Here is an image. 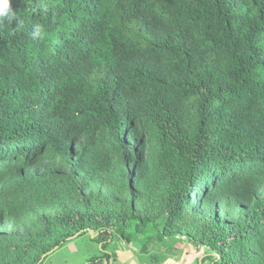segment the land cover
Here are the masks:
<instances>
[{
  "label": "trees",
  "instance_id": "16d2710c",
  "mask_svg": "<svg viewBox=\"0 0 264 264\" xmlns=\"http://www.w3.org/2000/svg\"><path fill=\"white\" fill-rule=\"evenodd\" d=\"M10 7L0 264H44L88 232L102 251L72 264H112L116 227L127 242L153 230L149 262L182 237L196 264H264V0Z\"/></svg>",
  "mask_w": 264,
  "mask_h": 264
},
{
  "label": "rangeland",
  "instance_id": "374dc122",
  "mask_svg": "<svg viewBox=\"0 0 264 264\" xmlns=\"http://www.w3.org/2000/svg\"><path fill=\"white\" fill-rule=\"evenodd\" d=\"M53 168L50 163H41L39 166L40 171L45 173L50 172ZM4 226H6L7 231L11 228L9 224H4ZM153 234V230H150L146 234L137 235L138 237L127 242L122 238L119 227H116L105 245L106 251L115 253L112 264H196L200 254L196 253L182 237L164 238L160 244L163 246L161 248L164 251L163 253H157L159 259L163 260V262H149L148 253L141 252L140 247L147 242V237ZM156 246L151 243L150 250L155 252L158 250ZM100 251H102L101 245L93 239L91 232H88L66 242L61 248L53 252L45 260L44 264L83 262L91 254H96ZM201 264H208V261H204Z\"/></svg>",
  "mask_w": 264,
  "mask_h": 264
},
{
  "label": "clouds",
  "instance_id": "9594fccd",
  "mask_svg": "<svg viewBox=\"0 0 264 264\" xmlns=\"http://www.w3.org/2000/svg\"><path fill=\"white\" fill-rule=\"evenodd\" d=\"M0 18L6 19L9 23L18 22L16 12L10 7V0H0ZM41 31L40 25H36V33Z\"/></svg>",
  "mask_w": 264,
  "mask_h": 264
},
{
  "label": "crops",
  "instance_id": "0c3cea01",
  "mask_svg": "<svg viewBox=\"0 0 264 264\" xmlns=\"http://www.w3.org/2000/svg\"><path fill=\"white\" fill-rule=\"evenodd\" d=\"M208 264H210L209 261H208Z\"/></svg>",
  "mask_w": 264,
  "mask_h": 264
}]
</instances>
